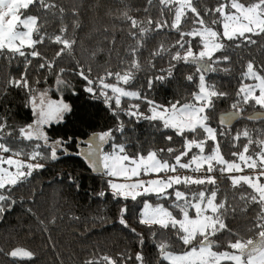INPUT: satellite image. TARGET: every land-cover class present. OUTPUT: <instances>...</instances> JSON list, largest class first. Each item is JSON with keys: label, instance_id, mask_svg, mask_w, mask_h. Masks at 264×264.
Listing matches in <instances>:
<instances>
[{"label": "snow or ice", "instance_id": "snow-or-ice-1", "mask_svg": "<svg viewBox=\"0 0 264 264\" xmlns=\"http://www.w3.org/2000/svg\"><path fill=\"white\" fill-rule=\"evenodd\" d=\"M147 5L143 18L127 11L118 17L119 27L128 38L124 53L115 70L106 61L93 76V64L75 55V31L80 27L77 8L73 7L71 15L66 16V9L58 0H0V59L17 65L14 75L0 77V103L5 106V114H0V216L17 202L13 189L26 183L34 171L44 168L40 160L58 159L57 150L66 143L61 139L50 141L45 129L63 122L72 108L63 98L53 99L47 89L38 90L35 85L39 79L33 76V72L51 73L56 68L57 91L71 86L64 79L65 71L74 73L85 81L84 91L102 98L117 118L115 129L93 135L86 151L79 153L93 170L123 181H108L113 199L135 201L140 196L154 195L169 202L166 207L145 201L138 219L139 224L151 230V243L161 261L264 264V127L245 125L233 129L241 119L264 122V64L248 60L242 65L234 98L223 111H217V104L229 93L210 79L218 71H231L229 49L254 45L257 41L253 37L264 36V0H216L211 7L203 5V0H147ZM53 23L59 25L58 31H49ZM156 33H175L176 38L174 42H160L148 52L144 62L148 67L155 68L157 58L166 61L168 67L149 78L147 88L172 77L177 64L193 66L194 72L185 79L194 90L183 103L175 100L159 104L142 96L138 88L129 87L144 70L141 58ZM45 41L58 46L53 57L44 55L38 47ZM101 51L98 47L88 53V61L94 62ZM61 57L73 67L58 66L56 61ZM33 60L38 61L34 69ZM10 90L24 94L25 107L33 117L31 122L17 124L8 119ZM125 99L146 102L147 112H141L137 103L124 107ZM248 106L252 109L250 114H246ZM120 114L136 123H152L156 131L165 133L163 139L169 146L128 154L124 144L115 142L114 132L125 134ZM213 117L215 127L209 123ZM169 132L180 138L178 144L173 143L174 136ZM224 141L234 149L230 152L232 159H226L221 151ZM106 145L111 149L108 152L104 150ZM42 148L50 149V153L46 156ZM178 170L183 172L178 174ZM213 173L230 182L227 191L221 190ZM142 175L154 178L144 180ZM127 212L126 205L120 208L119 224L138 239L135 255L130 251L115 257L93 253L83 264H146L144 236L129 225ZM238 213H245V219L251 217L244 232L230 228L226 222L230 217L238 218ZM5 254L13 259H35V253L22 246Z\"/></svg>", "mask_w": 264, "mask_h": 264}, {"label": "trees", "instance_id": "trees-1", "mask_svg": "<svg viewBox=\"0 0 264 264\" xmlns=\"http://www.w3.org/2000/svg\"><path fill=\"white\" fill-rule=\"evenodd\" d=\"M58 3L66 9V16L71 15L73 7L78 9L80 27L75 31L77 39L75 55L77 59L93 64V76L102 70L106 61L115 70L119 56L124 53L128 38L119 27L121 20L118 17L127 11L134 17L143 18L146 15L144 8L148 6L147 0H58ZM215 3L216 0H203V5L208 7ZM150 11L153 15L156 14L154 9ZM58 28L59 25L53 23L49 26V31H58ZM69 31H72L71 25ZM154 35L155 40L148 42L141 58L142 63L147 59L148 52L160 42H174L176 38L175 33ZM253 38L257 41L254 45L242 44L239 48L229 49L227 54L231 56L230 72L218 71L210 75V79L220 90L229 93L227 98L218 102L217 111L227 109L232 102L242 65L248 60L264 64V36ZM38 47L44 55L53 57L58 46L45 41L44 45ZM98 47L103 51L96 55L94 62L88 61V53ZM216 55L220 56L222 53ZM37 63V60H33V69ZM154 63L155 68H150L144 63V70L137 74L136 81L129 87L138 88L142 96L146 95L159 104H168L175 100H181L183 103L184 99L190 98L189 93L194 88L185 77L194 72L193 66L177 64L172 77L163 84L157 81L148 89V79L159 74L161 68L168 67L167 62L159 58ZM56 64L65 69L73 67L64 57L57 60ZM220 67L224 65L221 64ZM33 69H30V72H33ZM16 70V63L9 65L0 59V77L14 75ZM56 72V68L51 73L42 70L33 72V76L39 79V84L35 85L38 90L50 88L52 98H63L72 108V112L65 114L63 122L45 129L50 141L61 139L66 143L57 150L58 159L40 160L39 163L44 164V168L34 171L26 183L13 189L17 202L0 216V249H3V252H0V264H83V261L93 253H106L115 257L125 251H130L134 256L138 250V239L128 228L119 224L120 208L125 205L128 208L125 215L129 225L144 236L143 252L146 264H166L159 259L156 247L151 243V230L139 224L138 219L145 201L153 204L162 203L166 207L169 202L158 200L154 195L140 196L135 201L113 199L112 190L108 185L109 178L94 171L79 153L86 151V141L93 135L115 129L117 118L112 115L102 98L92 97L84 91L85 81L74 73L65 71L64 79L71 86L57 91ZM10 92L11 99L7 104V108L10 109L7 113L8 119L17 124L31 122L33 117L30 109L25 107L24 94L19 90ZM129 103H137L141 112H147L146 102L125 99L124 107ZM256 110L259 111L258 108ZM251 111V107L248 106L246 114H250ZM0 114H5V106L2 103ZM120 120L124 122L125 134L114 132L115 142L124 144L128 154H135L141 150L146 153L150 149L169 146V142L163 139L165 133L156 131L152 123L144 120L136 123L123 114H120ZM209 123L215 127V117L211 118ZM245 125L249 128H261L264 127V122L251 123L241 119L234 124L233 129H240ZM168 134L174 136L173 143H179L180 138L175 137L174 133ZM104 150L111 149L106 145ZM233 150L227 141L221 143V151L226 159H232L230 152ZM41 151L45 152L46 156L50 153V149L46 148H42ZM178 172L182 173L183 170ZM213 175L218 177L217 184L221 190L227 191L230 182L219 173ZM179 187L185 190L183 185ZM196 187L198 186H192ZM101 192L105 195L100 196ZM237 216L238 218L230 217L226 222L230 228L244 232L251 217L245 219V213H238ZM17 246L32 250L35 259L31 261L13 259L5 254ZM129 264H135V261H129Z\"/></svg>", "mask_w": 264, "mask_h": 264}, {"label": "rangeland", "instance_id": "rangeland-1", "mask_svg": "<svg viewBox=\"0 0 264 264\" xmlns=\"http://www.w3.org/2000/svg\"><path fill=\"white\" fill-rule=\"evenodd\" d=\"M40 90H45V89H40ZM47 90L49 91V95L51 96V93H50V88H47ZM54 99V98H53ZM108 151H110V150H105V152H108ZM95 171V170H94ZM178 174H180L179 172H178ZM164 174L163 173H161V176H163ZM108 178H109V180H115V178H112V177H109V176H107ZM151 178H154V177H149V176H141V179H144V180H147V179H151ZM115 182H123V181H120V180H115Z\"/></svg>", "mask_w": 264, "mask_h": 264}, {"label": "water", "instance_id": "water-1", "mask_svg": "<svg viewBox=\"0 0 264 264\" xmlns=\"http://www.w3.org/2000/svg\"><path fill=\"white\" fill-rule=\"evenodd\" d=\"M247 121H248V120H247ZM237 122H238V121H237ZM237 122H235V124H236ZM248 122L254 123V122H252V121H248ZM233 126H234V125H233ZM88 140H89V139H88ZM88 140H87V141H88ZM87 141H86V143H87Z\"/></svg>", "mask_w": 264, "mask_h": 264}]
</instances>
